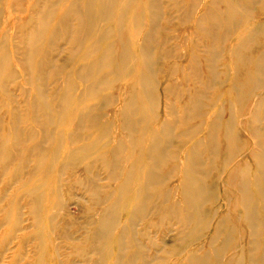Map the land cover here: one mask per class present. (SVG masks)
Returning a JSON list of instances; mask_svg holds the SVG:
<instances>
[{
	"label": "bare ground",
	"instance_id": "bare-ground-1",
	"mask_svg": "<svg viewBox=\"0 0 264 264\" xmlns=\"http://www.w3.org/2000/svg\"><path fill=\"white\" fill-rule=\"evenodd\" d=\"M196 1L0 0V90L3 97L10 98L11 94L13 97L14 93L9 92L5 84L13 78L19 79L18 90L26 111L17 112L26 113L25 116L29 113L28 119L39 126V130L34 126L28 128L23 140L19 137L21 134L6 131L0 118L1 168L21 188L31 181L37 182L38 185L29 189L26 195L33 196L36 203L52 202L54 216L64 210L60 194L64 176H75L76 187L85 192L98 208L97 216L87 221L92 230L85 238L86 245L94 247L93 251L87 252L94 253L98 259L96 264H101L104 255L113 256L111 264H134L140 259L138 249L142 247L138 248L134 239V217L140 216L147 219L148 229L171 222L172 229L166 230L173 232L174 238L179 241L176 246L182 245L173 249L181 264H222V253L231 241L229 235L232 228L227 230V214L218 217V209L205 207L213 202L211 197L217 192V183L213 181L207 185L204 182V177L214 171L212 162L218 157L220 140L225 145L222 165L228 166L232 161L224 182L233 185V194H236L233 203L243 209L239 224L249 229L248 245L256 247L259 243L257 228L262 219L258 210L264 212V139L260 136L264 128L257 124L264 119V0H254L259 5L260 20L252 28L251 24L244 22L240 13L233 10L232 14L231 11L240 5L247 7L253 3L252 0H207L194 22V9L198 8ZM160 21L164 24H159ZM188 21H193L189 31L201 41L205 38L213 43L221 36L225 42L229 39L226 62L229 72L223 73L222 77L214 72L220 59L212 58L210 63L207 55L217 57L221 52L209 48L208 44L198 46L193 37L189 46L188 70L192 72L194 86L185 96L175 77H172L177 68L170 62L173 58L181 59L176 54V40H180V36L172 37L168 33L172 34ZM172 23L176 26H168ZM161 31L167 34L159 36ZM231 31L238 34L234 39L228 36ZM202 53L210 63L211 73L210 70L207 73L213 77L212 82L218 81L219 85H223L229 77V98L218 96L203 103L206 88L200 90L198 87L200 70L194 73L198 69H195L196 62L203 64ZM220 56L218 58H222ZM157 62L166 70L156 69ZM157 73L163 74V80L155 79ZM46 80L50 82L48 90ZM165 82L163 89L158 91L161 83ZM16 85L14 88H17ZM24 85H29L30 89ZM109 89H115L117 94H110ZM256 91L258 95H254ZM162 95L165 98L164 108L162 113H156ZM169 95L176 97V104L168 99ZM93 99L99 102L91 104ZM141 100L149 103L150 107L145 106L143 110ZM113 106L118 107L113 116L104 112ZM234 106L244 108L248 113L243 125L232 114ZM226 107L229 111L227 116L224 113ZM10 108L16 109L11 106L6 109L7 113L15 115ZM15 116L18 118V115ZM194 121L198 122L192 126ZM72 122L77 123L75 131L63 136L58 127ZM14 123L17 122L12 123L15 126ZM56 123L57 127L52 128ZM238 126L245 132L240 139L236 135ZM87 131L90 132L86 135ZM201 132L205 134L204 138L198 137ZM247 136L253 139L254 144L249 152L255 164L254 170L249 173L253 179L251 182L247 178L244 156L234 154L248 141ZM26 140L33 143L20 147ZM65 142L75 147H63ZM44 143L49 145V149L43 148ZM128 145L135 150L131 161L127 158ZM13 149L21 159V167L31 162L25 161L26 154L37 157H33L27 181H22V171L8 172L14 157ZM201 150L209 155L207 165H203L200 158ZM179 151L182 153L179 154ZM136 158L144 163L135 162ZM76 163L82 165L81 171ZM92 165L101 168L107 179L120 180L121 184L113 191L99 185L100 178L92 172ZM135 171L139 174H134ZM41 175L53 177L51 182L54 185L44 192L46 185ZM174 178H177V185L168 188ZM64 185L70 187L71 184ZM251 186L258 192L255 199L250 196ZM159 190L162 193H157ZM128 193L129 196L124 198ZM31 206L30 210L34 208L37 213L41 209V205ZM120 206L131 210L132 217L126 219L127 225L124 224L126 228L120 224ZM37 213L33 217L36 225L38 220L40 223V214ZM151 216H157L158 221L151 222ZM212 220L213 234L204 242L210 249L189 248L194 243V237L198 238V234ZM52 221L53 217L50 218ZM218 238H223V241L219 242ZM36 239L42 241L41 237ZM112 240L117 243L116 253L105 248ZM262 240L264 243V236ZM148 243H151L150 239ZM129 248L133 252L128 253L126 250ZM242 248L233 249L226 264H240ZM158 258L160 260V256ZM33 264H44L41 256ZM249 264L258 262L252 258Z\"/></svg>",
	"mask_w": 264,
	"mask_h": 264
},
{
	"label": "rangeland",
	"instance_id": "rangeland-1",
	"mask_svg": "<svg viewBox=\"0 0 264 264\" xmlns=\"http://www.w3.org/2000/svg\"><path fill=\"white\" fill-rule=\"evenodd\" d=\"M198 1L200 3H198ZM198 1H196V3H197L196 6L198 8L195 7L197 9L196 10L194 9V12L196 13V14L194 13V22L196 20V15L198 13L202 12V9H203L205 3L207 2V0H198ZM243 1L244 0H242L241 2H243ZM252 2L253 3L248 4L247 7L243 8L242 5H240V6L236 5L238 7H236V8L234 7L233 9H231L232 14H233V10H236V13H240L241 15L240 14L239 15L243 16V18L245 20H247V21L244 20V22L248 23V25L251 24L250 25L251 28L254 27L255 25H257V22L260 20L259 19L260 18L259 13L257 11L259 5L257 4V2H254V0H252ZM221 8H222V5H221ZM245 10H246V12H245ZM247 10H250V11H247ZM253 16H254V18H253ZM206 23H207V21L204 22V24H206ZM159 24L163 25L164 22L160 21ZM191 24H193V21H188L186 24H183L182 26L177 27L176 31H174L172 34L168 33V35H170L172 37L175 35L180 36V40H176V45H177V49H178L176 54H178V56L180 55L181 59L173 58L170 62L173 63L174 66L177 68V70H175L173 72L172 77H175V80L178 83V86H181L182 91L184 92L185 96H187L186 95L187 92H190L191 91L190 89L191 88L193 89V86H194L193 85L194 81L192 79V76H193L192 72L188 70L190 67V61H189L190 48H189V46L191 45L190 43H191V39L193 37H194V41L197 40L196 44L198 46L201 44L202 45L208 44L210 46L209 48L219 49V51L221 52L220 54L222 55V58H218V56L221 57L220 54L217 57H215L211 54L207 55V57H208L207 61H209L210 63H211L210 60H212V58H216L217 60L220 59L218 64L214 67V70H213L214 72L218 73L219 76L221 75V77H222L223 73H226L227 71L229 72V70L226 69V67L228 66L226 64V62H227V57H228V51H227L228 49L227 48L229 47V42H228L229 39H228V41L225 42V41H223L224 38L222 39L221 38L222 36H221V37H219V39H217V38L214 39L213 43H212V41L209 42V40H207L205 38H204V40L202 39V41H201V38L200 39L197 38V36L194 35L193 32L189 31L191 28ZM168 26L175 27L176 23L168 24ZM230 33L228 34L229 38L232 37L234 39L238 35V34L236 35V31H231ZM165 34H167V33L162 32V31L158 33L159 36H163ZM214 41H215V43H214ZM220 41H222V42H220ZM251 51L254 52L255 49H252ZM253 56H255V55H253ZM203 58L205 59V54L202 53L203 64H201V61H197L199 63L196 62L195 69H197V68L198 69H197V71L194 70L195 71L194 73H197L198 70H200L199 71V72H201V75H199L201 77L200 80L203 81L202 79H204L203 83L201 81H199V84L201 86L200 85L198 86L200 90H204L206 88L204 91L205 97H203L204 98L203 103L206 104L208 102V100H210L212 98L215 99L218 96L221 97L222 99L229 98V94H228V88L229 87L227 85L229 77H227L225 79L226 85L224 84V82H223V85L222 84L219 85L218 81L216 83H215V81L212 82L213 77L211 75H209V73H211V68L208 66V64L210 65V63L209 62L207 63L206 59L204 60ZM205 66H206V68H205ZM155 68L158 70L159 69L166 70V67L164 65H162L161 63H158V62L155 65ZM167 70H169L168 65H167ZM208 71H209V73H207ZM157 74H158V76L155 79L156 80H158V79L163 80V78H162L163 74L162 73H160V74L157 73ZM208 76L210 77L211 80H209ZM223 76H224V74H223ZM206 78L208 81L206 80ZM15 79H17V78H13L12 80L9 81L10 83L5 84V85H7L5 87H8L7 89H9V92L14 93L13 94L14 98L11 96L12 95L11 93H10L11 94L10 98H7L6 96L3 97L2 91L0 90V96H1L0 102L3 103V104L0 103V118L2 119V121L4 123L3 126H4L6 131L21 134L22 136L19 135L20 139L23 138V140H25L26 135H27V132H26L27 129L30 127L33 128V126L36 129H38L39 126H35L34 124H36V123H33L32 121H30L28 119L29 113L27 114V116H25L26 113H18L19 111H23V110L26 111L25 110L26 106H24L25 102H23V100L21 98L20 91L18 90L19 79L14 81ZM188 80H189V82H187ZM12 81L14 82L13 85L11 84ZM169 82L172 83V80H170ZM45 83H46V88L48 90L49 86H50L49 80H46ZM164 84H166V82L161 83V85L158 87V91H161V89H163ZM215 84H217V85H215ZM15 85L17 86V88H14ZM24 87L30 89L29 85H24ZM125 87H127V86H125ZM129 87H130V85L128 86L127 90H129ZM258 91H256V93H254V95H258L259 94ZM108 92L112 95L117 94V91L115 89H112V90L109 89ZM15 98H16V100H15ZM168 99L171 102L176 104V97L174 95H169ZM96 102H99V101L94 100V99L90 101L91 104L92 103L94 104ZM164 102H165V98L162 95L159 98V102H158L159 103V111L157 110L156 113H162L161 110L164 108L163 107ZM11 106L15 107L17 109V110L16 109L14 110V108H10L15 112V115H18L17 116L18 118H16L15 115H12V116H15V117H12V116H10V114L7 113V110H8L7 108H9ZM145 106L150 107L149 103L141 100L140 101V107L143 110H145L144 109ZM5 110H6V113H5ZM104 112L108 113L110 115L112 114V116H113L114 113L118 112V107H114V106L109 107V108L105 109ZM224 113H225V116L228 115L229 111L227 110V107H226V111ZM232 114H234L235 119L243 125L244 120H245V116L248 113L246 110H244V108L240 109L237 106H234L232 108ZM106 117L110 118L109 115H107ZM14 118H15V120H14ZM9 121L11 122V124ZM20 121H22V122H20ZM13 122H17V123H14L17 125V127H15L16 125L14 126L12 124ZM197 122L198 121H194V124H192V126H195L197 124ZM6 123H9V125H7ZM76 124L74 122H72V123L64 124L58 128H59V131H62L60 133H62V135L66 137L69 133L75 131V125ZM257 125L261 129H263L264 128V119L260 120V122ZM11 126H12V128H11ZM52 126H51L52 128H56L57 123H56V125H52ZM68 126H71V128L67 129ZM11 129H13V131H11ZM247 131H248V128H247ZM89 132L87 131V132H85V134L87 135ZM244 133L242 132V128L240 126H238L236 129V135H237L238 139H240V137H242V136L244 137V135H245ZM123 135L126 136L127 134L124 132ZM261 135L262 136H260V137L262 139H264V131H263V133H261ZM204 136H205V134H202V132L198 134V137L204 138ZM8 137H9V135H8ZM247 139H248V141L246 143H244V145H241L240 146L241 148L239 147L238 149H236L234 154H235V156H239V155L244 156L243 159H244V161L247 162L244 164L248 169L247 170V178L251 182L253 179L251 177V174H249V173L254 170L255 164H254L253 159L250 157L251 154L249 152L254 147V144L252 143L253 139L251 137L249 138L247 136ZM32 143L33 142L29 143L26 140L23 143V145L22 144L20 145V147H23V146L26 147ZM20 147H19V151H21ZM63 147L74 148L75 145L72 146V145H69L65 142ZM43 148L45 150L49 149V145L44 143ZM61 148H62V145L60 146V149ZM224 148H225L224 142L222 140H220V146L218 148V157L216 159H214V161L212 162V164H213L212 166L214 167V171L209 172L208 175L206 177H204V182L207 185L211 184L213 181H215V183H217V188H216L217 190L215 189V191H217V192L216 193L214 192L215 196L212 195L214 198L211 197V200H213V199L214 200L212 203H208L207 205H205V207L209 208L210 210L213 209L216 211L218 209V213H216L218 217H220L223 214H227L229 217V219H228L229 221L227 223V226H228L227 230L232 228V232L229 235L231 241H230L229 245L226 246V248L224 250L225 252L222 251L223 253H222L221 262H222V264H226L225 261L227 260L229 253L234 251L233 249L241 248V246H243L241 252L239 253L242 256L240 264H249V260L252 258L255 259L258 262V264H264V243L262 240V237L264 236V212H261L258 210L260 218L262 219V224L257 228V230H258L257 232L259 234V240H258L259 243H258V245H256V247H251L247 243L249 238H250L249 237L250 236L249 235V229L246 226L239 224L240 220L242 218L243 209L241 206H239V205L235 206L233 203L235 201L233 198L236 197V194H233L234 187L232 184L227 185V183L224 182L227 169L229 168L230 164L232 163V161H231L230 164H227L228 166L222 165L223 162L221 159L224 157ZM62 150H64V148ZM12 151L14 152V157H13V160H11L10 165L8 166V169H10V171H8V172L14 173L16 170H17V172L22 171L23 172L22 181H24V180H26V178H29V175H30L29 172L31 170L30 166L32 164L31 162L34 161L33 157L34 158H37V157L36 156H27V154H26L25 161H29V162L31 161V162L30 163L27 162V164H25L26 167L25 166L21 167V164L19 163L21 161V159L18 156L17 151L15 149H13ZM134 151L135 150L133 149L132 146H130V145L127 146L128 161L129 160L131 161V159H133L132 154ZM181 153H182V151H179V154H181ZM28 158L32 159V160H29ZM200 158L204 162L203 165H207L210 162L208 160L209 155L205 151H202V150L200 151ZM46 160L47 159H45V162H47ZM134 161L139 162V161H141V159L136 158V159H134ZM141 162H142V164L144 163V161H141ZM76 167L78 168V170H80V171L82 170V165L80 163H76ZM77 168H76V170H77ZM91 168H92V172L94 174L98 175V177L100 178V180L97 183L99 185H102L105 188L108 187L109 191L115 190L116 187L121 184L120 180L107 179L103 170L101 168H99L98 166L92 165ZM90 174L91 173H87V175H90ZM134 174H136V175L139 174V171H135ZM12 175H14V174H12ZM10 176L11 175L6 174L3 171V169L1 168V165H0V264H33L39 256H41V259H42L44 264H96L98 262V259L94 256V253H92V251L94 250L93 249L94 247L92 246V248H90V246H91L90 244L86 245L87 241L85 238H86V234L92 230V226L88 225L87 221L90 220L91 217L97 216L98 212L96 213V211H98V208H97L96 204L90 199V197H88L86 195L85 192L83 193L82 190H79V187H76L75 176H73L71 178H69V176L68 177L64 176L62 185H60V188H61L60 194L62 196V202H63L62 206H63L64 210L60 211V213H58L55 216L52 213V205H53L52 202H46L45 203L44 202L45 200H44L43 204H41L42 202H39V201H38L39 203H36L35 198L33 196H27L26 195L27 191L29 189H32L33 187L38 185L37 182L31 181L28 183V185L26 187L21 188L16 183V181L14 179L10 178ZM40 177H42L44 179L43 181L46 185V187L43 188V192L45 191L46 188L50 187V185H54L51 182L53 180V177H50V175H47V176L41 175ZM37 178H39V177L37 176ZM37 178H34V179L36 180ZM96 178H95V180H97ZM172 180H175V181L170 182L167 185L168 188H172V187L177 185V183H178L177 178H174ZM64 184H71V185H70V187H68V186H65ZM137 184H135V185H137ZM160 191L161 190H159L157 193H159ZM228 192H229V195H225ZM249 192L251 194L250 196L252 199H255V197L258 195V192L256 191V189L253 188L252 186L249 188ZM161 193H162V191H161ZM176 195L178 197V194H176ZM127 196H129V193L126 194V197H124V198H127ZM78 198H80L79 199L80 202H79ZM172 198L174 199V197H172ZM128 204H130V202H128ZM31 205H33V206H40L41 205V207H40L41 209L38 210V213L33 211L34 208L33 209L31 208V210L34 213L40 214V223L38 220L37 225L35 224V221L33 220L34 219L33 217L35 216L34 213L29 212ZM81 207H83V208H81ZM131 215H132L131 210L128 207H125V208L123 206L119 207V216H120V220H121L120 222H122L120 224L123 225L125 228L127 225L126 219L127 220L130 219L132 217ZM51 217H53L52 222H50ZM142 217L143 216L134 217V223H135V227H134V230H135V236L134 237L135 238L134 239L137 243L138 248H139V246L142 247L141 250H139L137 248L138 249V256L140 259H138L134 264H181V259L174 256L173 249L176 247L181 248L182 245L176 246V245H178L179 241L176 238H174L173 232L168 233V231L166 230V229H172L171 222L166 221L161 226H159L157 224L159 228L157 227L154 229H148V226L146 224L147 219L145 220ZM149 220L151 222H157L158 217L157 216H151ZM212 223H213V220L208 223V227L210 226L209 228L206 227L204 230H202V232H200L198 234L200 238L194 237V243H192L190 245L191 247L189 246V248H194V249L197 248L198 249L199 247L200 248L202 247L205 250L210 249V247L207 246L204 242L206 241V239H209V237L213 234L212 233L213 232V230H212L213 224ZM124 224H126V225H124ZM147 232H149V233L147 234ZM144 234H146L147 236H145ZM37 237L38 238L41 237L42 241L38 242L36 239ZM162 237H164V238H162ZM148 238L150 239V242H151L150 244L148 243L149 242ZM218 241L222 242L223 238L222 239L220 238ZM40 243H42V244H40ZM134 246H135V248L137 247L136 245H134ZM216 247H218V246H216ZM105 248L107 249V251L111 250L114 253H116V251L118 249L117 243L115 240L108 242V245ZM182 249H184V248H182ZM217 249H219V248H217ZM89 250H92V251L87 252ZM126 251L128 253L133 252L132 248L131 249L129 248V250H126ZM81 253H83V254L80 255ZM85 254H86V257H85ZM149 255L151 258L148 257ZM158 255L160 256V260L158 258L159 257ZM215 256H217V255L215 254ZM102 257H103V259H102L101 264H111L112 263L113 256L107 257L106 255H104ZM210 263L214 264L213 262H210Z\"/></svg>",
	"mask_w": 264,
	"mask_h": 264
}]
</instances>
